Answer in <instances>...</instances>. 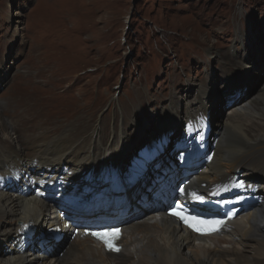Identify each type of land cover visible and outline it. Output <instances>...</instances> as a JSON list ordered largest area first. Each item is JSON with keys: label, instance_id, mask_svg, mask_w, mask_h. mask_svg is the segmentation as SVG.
Here are the masks:
<instances>
[{"label": "bare ground", "instance_id": "1", "mask_svg": "<svg viewBox=\"0 0 264 264\" xmlns=\"http://www.w3.org/2000/svg\"><path fill=\"white\" fill-rule=\"evenodd\" d=\"M255 61L250 59L257 66ZM63 82L67 81H47L46 89H41L23 81L7 108L0 110V173L8 175V185L0 187V264H264V81L256 88H251L250 81L240 82V86L230 82L226 100L238 90L243 94L251 88L252 92L228 107L218 120L214 118L217 110L209 108L217 101L210 91L198 89L196 101H188L187 118L205 112L214 129L209 155L213 160L200 172L182 169L179 153L173 150H166L161 162L153 164L157 168L166 163L165 182L170 187L186 186L185 197L190 199L208 196L240 170L245 183L260 184L253 211L234 220L229 233L199 237L161 213L168 199L161 195V177L151 185L144 179L136 187L135 209L128 214L131 219L119 254L104 252L78 230L80 226L68 223L83 215L60 200L73 199L79 193L69 194L68 188L57 183L59 179L73 182L106 162L126 164L125 153L132 147L127 127L116 120L112 128L111 113H101L96 101L90 100V90L78 86L81 81L60 90ZM110 102L118 105L115 99ZM120 108L124 119L128 106L121 103ZM4 112L11 114L9 122L2 119ZM165 117L175 119L173 128L178 132L182 122L172 108L168 114H159L150 139L168 130ZM146 137L144 134L142 140ZM165 154L177 163L166 161ZM172 172L169 178L167 174ZM50 175L48 185L55 184L58 194L46 192L49 200L36 192H45L43 180ZM48 229L65 232V237L41 245L36 238Z\"/></svg>", "mask_w": 264, "mask_h": 264}, {"label": "rangeland", "instance_id": "2", "mask_svg": "<svg viewBox=\"0 0 264 264\" xmlns=\"http://www.w3.org/2000/svg\"><path fill=\"white\" fill-rule=\"evenodd\" d=\"M23 81L41 89L67 81L60 90L81 81L101 113H111L112 128L125 124L132 143L125 156L142 168L132 154L161 112L173 108L183 123L199 89L217 100L209 108L218 120L231 106L224 102L230 82L256 88L264 81V0H0V110ZM121 103L129 109L124 119ZM164 119L174 131L175 119ZM167 168L152 165L137 178L151 185Z\"/></svg>", "mask_w": 264, "mask_h": 264}, {"label": "snow or ice", "instance_id": "3", "mask_svg": "<svg viewBox=\"0 0 264 264\" xmlns=\"http://www.w3.org/2000/svg\"><path fill=\"white\" fill-rule=\"evenodd\" d=\"M173 215H177L184 223L188 224L190 228L194 231L200 232L201 234H205L208 231H216L219 227L221 221H204L198 220L196 217H185L181 215L180 212L173 211ZM202 225L206 227H201ZM93 236H96L98 239H101L104 244L109 247L110 249L117 250L114 248L113 241L119 237V231L113 230L111 232H94L92 233Z\"/></svg>", "mask_w": 264, "mask_h": 264}]
</instances>
